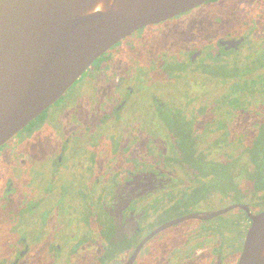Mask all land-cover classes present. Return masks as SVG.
<instances>
[{
  "label": "flooded vegetation",
  "instance_id": "obj_1",
  "mask_svg": "<svg viewBox=\"0 0 264 264\" xmlns=\"http://www.w3.org/2000/svg\"><path fill=\"white\" fill-rule=\"evenodd\" d=\"M262 9L206 0L133 30L62 124L54 102L0 145V264H238L264 210V53L248 54ZM236 12L252 17L210 37Z\"/></svg>",
  "mask_w": 264,
  "mask_h": 264
},
{
  "label": "water",
  "instance_id": "obj_2",
  "mask_svg": "<svg viewBox=\"0 0 264 264\" xmlns=\"http://www.w3.org/2000/svg\"><path fill=\"white\" fill-rule=\"evenodd\" d=\"M205 1L0 0V145L120 39ZM251 217L238 264H264V210Z\"/></svg>",
  "mask_w": 264,
  "mask_h": 264
},
{
  "label": "rangeland",
  "instance_id": "obj_3",
  "mask_svg": "<svg viewBox=\"0 0 264 264\" xmlns=\"http://www.w3.org/2000/svg\"><path fill=\"white\" fill-rule=\"evenodd\" d=\"M251 3L252 2H247L246 4H242V8H244L246 10H249L250 7H251V5H250ZM240 15L241 14L236 12L235 13L236 20H231L230 21L229 18H228L227 21L222 25V27L220 29H216V32H212L213 30L210 32V37H211L212 34H214L213 36H215L216 34H219L221 31H223V29H226L228 26L237 25V27H239L240 26V24H239L240 21L245 19V18H247L248 15H249V18L252 17V16H250L249 13L243 12V17H242L241 20H239L240 19ZM262 17L264 18V9H262ZM253 19H254V23L257 25L259 31L257 32V34H255V39L253 40L254 41L253 47L249 48L248 54L252 52L250 56H253L254 58H257V57H260L261 54L264 53V21H262V22L260 21L259 22V20H257L254 17H253ZM254 23L251 24L252 27H254V25H255ZM245 59L247 61H249L250 58H245ZM248 64H249V62H248ZM83 76H84V72L74 82L75 86H71L66 91L67 93L64 95L63 100L62 99L61 100L60 99L57 100L54 103L55 105L51 108L52 110L49 109L48 113H50V110H51L52 113L56 112L54 115H52V118H53L52 121H55L53 124H55V123L57 124V122L59 124H62V122L59 121V120L62 119V117L64 118L66 116L64 114V111H63L64 110L63 106H64V104L66 102H68V103L70 102L69 98L70 97H74V96L77 97L79 95V93H83L85 91V88H86L87 84L85 83L86 80L82 78ZM107 80H108V76L104 75L103 76V81L106 82ZM196 82H198V81H196ZM196 82L194 84H192V83L191 84H189V83L188 84L187 83L184 84L183 83L182 85H180V87L178 88V97H179V99H181L182 97L189 96V94L192 93V92H200L201 93L204 90V87L202 86V84L200 82L198 84ZM210 83H211L212 87H214V86L218 87L219 86L218 83L215 80L211 79ZM150 86L151 85H149V88H150ZM182 86H183V89H182ZM142 90L145 91L144 93H146L149 89H148V87L145 88L144 86H142ZM183 93H185V95H183ZM211 96L214 97L215 95L212 94ZM140 97H141V99L138 100V103H136V107H138V106H139L138 108H141V107L144 108L145 106L149 107L148 104H147V102H149L148 99H147L148 96L141 95ZM60 109H61V112L59 111ZM151 111L154 112L152 109H151ZM128 113H129V111H128ZM143 119H144V122H145V118H143ZM43 128H44L45 132H47L50 129H53L51 127V125H46ZM162 145H163V147H162L163 155H167V154L169 155V148H168L169 144L166 143V141L164 139H162Z\"/></svg>",
  "mask_w": 264,
  "mask_h": 264
}]
</instances>
